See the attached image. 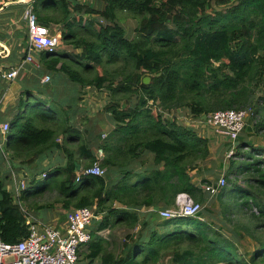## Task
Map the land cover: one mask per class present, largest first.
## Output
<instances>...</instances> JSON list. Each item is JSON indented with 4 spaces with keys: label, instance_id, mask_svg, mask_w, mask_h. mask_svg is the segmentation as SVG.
<instances>
[{
    "label": "trees",
    "instance_id": "obj_1",
    "mask_svg": "<svg viewBox=\"0 0 264 264\" xmlns=\"http://www.w3.org/2000/svg\"><path fill=\"white\" fill-rule=\"evenodd\" d=\"M33 7L40 24L48 27L53 22L64 23L65 30L56 33L59 45L70 43L81 50L73 56L69 51L60 55L59 48L42 52L45 69L41 76L47 74L51 82L54 73H61L64 86L72 81L82 89L105 88L110 93L112 102L106 110L117 122L113 130L115 141H109L110 134L104 147L97 145L107 153L103 162L107 173L119 164L130 167L140 153L153 155V168L122 173L118 183L122 187L109 183L107 173L105 177L82 174L95 160L98 141L92 136L99 135L71 124L68 106L62 109V115L49 112L48 106L54 101L35 92L31 95L37 99L35 105L45 101L49 114L36 110L27 116L21 110L10 123L4 151L0 149L4 162L15 173L25 171L32 176L19 204L7 189L9 174L3 175L0 167V238L10 244L26 238L31 212L26 206L28 199H37L48 191L57 193L53 203H37L34 208L60 206L71 212L96 207L102 215L97 229L92 231L89 264L98 258L102 264H158L168 254L172 255L173 264H264V204L252 190L264 194V146L247 143L241 136L232 157L243 152L247 158L231 164L237 172L248 175L250 189L225 186L217 198L227 205L228 213L232 209L226 198L235 199L237 209L251 210L254 228H242L257 242L250 261L237 254L236 244L229 237L204 221L203 213L199 217L163 220L149 230L147 239L142 232L150 222L144 223L137 233L126 237L129 250L125 255L117 256L105 247L116 222L136 230L142 215L125 208L149 205L146 201L145 205L140 203L142 196H158L168 208L175 206L181 193L204 200L205 192L193 182L191 172L209 158L210 144L190 126L178 122L177 109L187 106L195 116H202L262 106V110L254 112L253 118H260L254 120L251 130L255 135H264V0H102L100 9L84 0H35ZM51 9H59L63 18H49ZM72 11L83 18L89 16L85 19L89 38L75 36ZM119 12L138 21L135 39L127 36L119 22ZM79 20L84 19L77 17ZM95 25L98 29L93 30ZM118 63L122 65L111 71L110 67ZM129 65L133 67L131 72L126 70ZM94 69L96 76L87 78L85 74ZM113 71L122 73L120 81H116ZM146 77L151 79L148 84L144 83ZM133 99L136 104L127 105ZM245 148L250 151L245 153ZM56 152L65 157V164L54 162L53 166L44 167L43 163ZM42 174L45 179L59 178V182L33 191L32 186L38 184L36 177ZM116 203L123 207H116ZM170 227L174 229L164 233L158 230Z\"/></svg>",
    "mask_w": 264,
    "mask_h": 264
},
{
    "label": "rangeland",
    "instance_id": "obj_2",
    "mask_svg": "<svg viewBox=\"0 0 264 264\" xmlns=\"http://www.w3.org/2000/svg\"><path fill=\"white\" fill-rule=\"evenodd\" d=\"M85 2L88 5H92L94 6L96 9H100L102 7V0H85ZM225 9V8H222ZM49 18H54V20H60L63 18V13L57 9V10H49ZM72 22H75V36L76 37H86L89 38L91 36L89 30L86 29V25H85V19L89 18V16H83L80 17V14L77 12L72 11ZM77 17L80 19H84V20H77ZM118 17H119V22L120 24L125 28L127 36L131 39H135L137 37V33H136V28L138 27V21L132 17L130 14L125 13V12H119L118 13ZM76 19V20H75ZM56 21V22H57ZM50 29L51 32L54 34H58V31H62L65 30V25L64 23L62 24H57V23H51L50 24ZM93 30L98 29V27L95 25L93 28ZM66 51H69V55H77L79 52H77V49L74 47V45L70 44V43H66L63 44L62 47L59 50V54L60 55H66ZM68 62L71 63V65H73V67H76V64H74V62L71 61V59H68ZM41 63V62H40ZM122 63H118L116 65H112L110 67L111 71L116 69L117 67L121 66ZM215 65H219V63H215ZM41 69H43V67L41 66ZM126 70L128 72L133 71V67L132 65H129L128 67H126ZM96 72L97 70L94 69L91 72H88L87 74H85V76L89 79H91L92 77L96 76ZM112 75H115L116 77V81H120L122 79V73L119 72V74H115L116 71L111 72ZM136 73V72H135ZM139 74V72H138ZM61 73H54L53 74V79L49 84H40L39 82H36L35 84H31L28 85V88L34 87L35 90L37 92H41L43 94H45L46 96H49V99L51 98L54 103L51 104L50 107H46V102L45 101H39L40 105H35L37 102V99L34 97H30V99L27 96H24L23 98V105L21 107V110H23V112H26V115L29 116L30 111H36V110H40L49 114V112L51 113H61L62 109L65 108L66 106H70L69 108L71 110H75L76 109V99L78 96V89L80 88V85H78L75 82L69 81L68 82V86H64L62 84L61 81ZM149 78L150 77H146ZM151 80V79H150ZM149 80V83H150ZM95 90L94 92H88L89 94H94L95 96V101L92 103V107L91 112L93 113H88V117H91L92 115H96L95 118H89L88 120H86L85 118H82L81 121L77 124L78 129H80L81 131H83L85 128H88L89 130H92V128L94 127L95 123L98 121H105V117H107V119L109 117H111V115L109 114V112H107L106 107L112 102L110 99V93L104 89L99 90L95 87H93ZM93 90V89H92ZM190 101V100H188ZM128 103V104H127ZM127 105H135L136 104V100L133 99L132 101L127 102ZM44 106V107H43ZM262 106H250L247 109V112L249 114V119L247 121V127H245L241 137H243V139H245L244 141H246L247 143H253L254 145L257 146H264V135H255L253 133V130H251L252 125L255 123L254 120L255 119H259L260 116H257L255 118H253L254 116V112H256L257 110H262L261 109ZM48 108V111H47ZM84 115V114H83ZM261 115L264 116V111L261 112ZM85 116V115H84ZM175 117H177V119L179 120V123L184 124L186 127L190 126V129H193L200 137L205 138L209 141L210 146L212 147V149L215 147H217V145L220 143H222L223 145V150L221 151L222 154H224V151L227 148V154H225V156L220 159L218 156H216L215 160H209V158L205 161H203L202 163H200L201 165L205 164L204 166V170L206 172H208L211 169H218L219 164L221 163L223 165V167L221 169H218V171L216 172V175L214 176V174L212 173L211 176L213 177L212 180L209 181L207 180H202L201 183L203 185H209V184H215L219 178L221 176H224L227 180V185L226 188H234L235 186H241L243 188L246 189H250L249 187V183H248V175L247 174H241L239 172L236 171V167L233 168V164H231V162H243L247 157L246 156H242L243 152H241V154H238L237 156H233V157H228V153L230 150V147H235L236 151L238 148V143L239 141H236L234 144L230 143L228 141V139H221L219 137H217V135L213 132V130L211 128H209L205 122V117L206 115H202V116H195V114L191 111L190 107L187 106H182L180 109H177L175 112ZM96 119V120H94ZM98 119V120H97ZM253 121V122H252ZM114 126L112 125H99V129L97 127V130L99 131H105L107 130V132L110 135V139L109 141H115L114 136H113V128ZM103 135H107V134H101L99 133V137H97V143H95V147L94 150L96 151L97 145H101L102 147H104V145H106L107 142V138L105 140H103ZM108 137V136H107ZM229 148V149H228ZM214 151V150H213ZM245 153L249 152L250 150L245 148L243 150ZM104 154H105V159L107 158V153L104 149ZM1 157V154H0ZM258 157V156H256ZM1 162V161H0ZM87 165L91 164L90 162H87ZM83 164H85V160L83 161ZM215 169V170H216ZM130 168L126 165L123 164H119L117 166V169L114 171H117V173H123L125 174L127 171H129ZM205 171H202L203 173ZM3 172L7 174V172L5 171V168L3 167ZM122 174V175H123ZM27 178H32L31 176H27ZM37 182L38 184L32 186V190L36 191L38 188H40L41 186L48 184L49 186L53 187L55 186L58 182H59V178L56 177H52L49 179H45L42 177V175H40L37 178ZM117 181H114V183ZM119 182H121L119 180ZM119 182H117L116 184H118ZM199 182V180H198ZM208 182V183H205ZM112 184V185H116V184ZM119 185V184H118ZM120 186V185H119ZM122 187V186H120ZM252 190L255 192V194L261 198V200H259V202H261L262 204H264V194H260L258 191L254 190V188H252ZM57 196V193L52 194L51 192H46L43 195L37 197V201L38 203H43V202H52L53 199H55ZM225 199V198H224ZM195 200V199H194ZM226 203L228 205L231 206V212L228 213L226 211V207L227 205L223 202H221L218 198L217 195L212 196L208 193L205 194L204 200H195L197 202H199L200 204L203 205V215L202 218L204 219V221H206L207 223L213 225L216 229H219V231L221 233H223L225 236L229 237L231 241H233L236 244V249H237V254L240 255L243 259L245 258L246 260L250 261L253 252L256 250L257 248V242L256 240L254 241L249 234L244 231L242 228H250L253 229L254 228V220L250 218L252 212L251 210H249L248 208H244V209H240V208H235L234 207V201L235 199H231V198H226L225 199ZM26 206H28V208L30 209L29 204ZM31 210V209H30ZM253 212L256 213V210L253 209ZM42 212L38 211V216L41 217ZM257 214V213H256ZM184 222V221H181ZM176 226V225H175ZM126 227V226H125ZM124 228L120 229V230H116L113 234V241L111 244L105 245V247H107L106 249L117 255V256H122L125 255V253L129 250V246H125V239L126 237L130 234L129 230H126ZM192 228V225L191 227ZM127 241V240H126ZM185 246H183L182 248H184ZM89 253L88 248L84 249L81 254H80V259L78 261L77 264H88L89 260L87 259V254ZM93 264H102V261L100 258H98L97 260H95V262ZM158 264H173L172 263V255L168 254L166 256H164L159 262Z\"/></svg>",
    "mask_w": 264,
    "mask_h": 264
},
{
    "label": "built area",
    "instance_id": "obj_3",
    "mask_svg": "<svg viewBox=\"0 0 264 264\" xmlns=\"http://www.w3.org/2000/svg\"><path fill=\"white\" fill-rule=\"evenodd\" d=\"M34 3V2H33ZM33 3H28L24 10V20L27 26V46L24 59L15 67L7 68L0 63V82L10 85L16 81L27 64L36 69L41 68V63L36 59L37 53L46 50L54 51L59 48L58 35L51 29L38 22ZM50 81L49 76L43 78V83ZM248 112L246 110H220L209 113L205 122L209 128L221 139H228L230 143L238 141L247 123ZM11 127L4 123L1 127L5 141ZM107 135L103 136L105 140ZM0 149L4 151V141L0 142ZM235 147H230L228 157H232ZM105 159L104 149L101 147L95 154V160L82 171L84 175L105 177L107 168L103 166ZM45 177V174L43 175ZM17 184L13 195L15 202L20 204L23 190L27 189L25 171L13 173ZM227 185V180L221 176L215 184L204 188L212 196ZM203 205L195 201L189 194L181 193L176 197L175 206L161 209L159 216L163 220L177 219L180 217H199L203 211ZM102 220V215L96 207H83L67 213V222L64 230L48 224H41L29 214V235L18 243H5L0 238V264H77L80 254L87 249L92 241V227L94 223Z\"/></svg>",
    "mask_w": 264,
    "mask_h": 264
},
{
    "label": "crops",
    "instance_id": "obj_4",
    "mask_svg": "<svg viewBox=\"0 0 264 264\" xmlns=\"http://www.w3.org/2000/svg\"><path fill=\"white\" fill-rule=\"evenodd\" d=\"M26 6L27 4H24V3H20V4L16 3V0H0V43H3L9 49V56L7 55V52H5L4 55L0 57V63L4 64V66L7 68L15 67L17 64H19L24 59V56H25V49H26L28 40H27V26H26V22L24 20L23 14H24V10ZM48 27L51 28L50 26ZM61 47L62 46L60 45L59 49ZM0 51H2L1 46H0ZM77 52L81 53V50L78 49ZM40 54L41 53H37L35 56H36V59L39 62H41V66L43 67V69L40 68L39 70H37L33 65L27 64L23 67L18 79L14 81L12 84L6 85L0 82V142H2L3 140L5 143V138L1 131L2 125L4 123L10 124L14 119H16L20 115L21 107L23 105V98L24 96H26V93H27L28 98L30 99V97H33L31 95H34V93L37 92L34 87L28 88L29 87L28 85H30V83L35 84L36 82H39L40 84H43V85L46 84V83H43V78L47 76V74H45L44 76H41L42 75L41 72L45 69V66H44V62L41 61ZM49 83L50 81L48 82V84ZM94 90L95 89L93 87L92 88L87 87L85 89L84 88L82 89V87H80L78 89V96L76 99V109L69 110L70 123L73 124L74 126H77V124L81 121L82 118H85L86 120H88L89 118H95L96 115H92L91 117H88L89 112L93 113L91 112L90 108L92 107V103L95 101V97H94L95 95L89 94L88 92H94ZM102 124L112 125L114 126L113 128H115L117 125V122L114 120V118H112V116L109 117L108 119L107 117H105V121L102 120V121H98V124L97 122L95 123L94 127L90 131L92 132V135L93 134L99 135V133H101V134H107V136H109V133L107 132V130L103 132L100 130L99 131L97 130V127L99 129V125H102ZM92 137L93 138L95 137L96 138L95 140L97 142V136L93 135ZM223 149L224 148H223L222 143H220V145L218 144L217 147H215V149L214 148L212 149V147L210 146L209 160L210 161L215 160L216 156L222 159L225 156V154H227L226 152L227 148L224 151V154H222L221 151ZM97 150L95 151V154ZM77 157L79 158V155H77ZM153 159L154 157L150 153H140V155H138L130 163L129 168L132 171H134L133 173L151 171L153 168L152 166ZM0 161H1L0 167H1L2 172H3V167L5 168V171L7 172V174L3 172V175L9 174L7 189L9 192H11L14 195L16 192V187H17V184L13 178V173L15 172L6 164V162H4L3 157H0ZM81 161L83 160L81 159ZM54 162H57V164L60 162L62 165H64L66 162V159L63 155H61V153L56 152L50 159L46 160L43 163V166L44 167L53 166ZM204 166L205 164L204 165L199 164L198 168L191 172L193 176V179H192L193 182L197 186H199L200 189H203V190L207 185H203L201 181L207 180L210 182V180L213 179V177L211 176L212 173L215 176L218 169H221V167L225 168L220 163L218 166V169L215 168L216 170L211 169L208 172H206L204 170ZM116 169L117 168H114V169L109 168L108 173H107L109 183L113 184L114 181L119 182V180H121V178L123 177L122 173L118 174L117 171H114ZM202 171H205V172L203 173ZM29 175L31 176V174ZM43 175L44 174H42V176ZM39 176L40 175H38L36 178H38ZM133 183L134 181H131V184ZM206 193L207 192L205 191V194ZM139 200L142 201L140 203L143 204L144 203L143 201H146L149 205L143 204L145 206H142L141 208H132V207L125 208L129 211L140 213L142 215L140 218V224L138 225L136 230L130 229L128 228V226L124 224H120L116 222V219H113V221L116 222V226L114 227V229L108 236V239H107L108 243L105 245L112 243L113 234L116 230H120L126 226L125 229L129 230L131 235H134L135 233H137L139 229H141L144 223L150 222L149 224L146 225V230L142 232L144 239H147V236H148L147 234H149V230L151 231L154 228L155 224L157 225L158 223L163 221V219L159 216V211L161 209L168 208L166 207L167 205L164 200L160 199V197L158 196L157 197L142 196L140 197ZM37 203L38 201L34 197H30L28 199V204L31 209L30 215H32V218L36 219L37 222L43 225L48 224L58 229H62V230L65 229L68 211L61 208L60 206L54 208L50 205H44V206H41V208H38V207L34 208L33 205H37ZM52 203L53 202H50V204ZM115 206L123 207L119 203H116ZM38 211L42 212L41 217L38 216ZM154 214H157L158 216L155 217ZM151 221L153 222L151 223ZM96 229H97V223H94L92 227V231H95ZM173 229L174 227H170L168 229L167 228L158 229V230L160 233H164L165 231L173 230ZM125 242H127L126 239H125Z\"/></svg>",
    "mask_w": 264,
    "mask_h": 264
},
{
    "label": "water",
    "instance_id": "obj_5",
    "mask_svg": "<svg viewBox=\"0 0 264 264\" xmlns=\"http://www.w3.org/2000/svg\"><path fill=\"white\" fill-rule=\"evenodd\" d=\"M35 0H16V3H24V4H28V3H33ZM0 46L2 47V51H0V57H2L4 55L5 52H7V55L9 56V49L8 47H6L3 43H0ZM149 78H145L144 79V83L148 84L149 83Z\"/></svg>",
    "mask_w": 264,
    "mask_h": 264
}]
</instances>
